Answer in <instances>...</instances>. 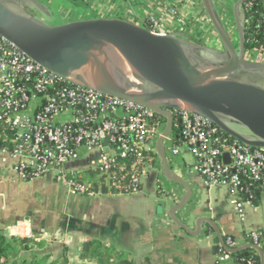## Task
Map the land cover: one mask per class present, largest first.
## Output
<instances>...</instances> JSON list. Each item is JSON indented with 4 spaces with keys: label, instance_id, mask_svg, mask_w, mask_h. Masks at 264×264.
Returning a JSON list of instances; mask_svg holds the SVG:
<instances>
[{
    "label": "crops",
    "instance_id": "1",
    "mask_svg": "<svg viewBox=\"0 0 264 264\" xmlns=\"http://www.w3.org/2000/svg\"><path fill=\"white\" fill-rule=\"evenodd\" d=\"M34 1L37 4L26 15L49 26L95 17L123 19L146 26L152 14H162L170 4L176 3L179 15L167 16L160 22L161 32L206 48L209 47L203 39L217 38L201 0H79L84 11L77 14L68 8L69 0H63L69 13L62 14L51 1ZM239 1L213 0V3L218 13L225 16L233 13ZM241 11L242 7L240 17ZM107 151V148H97L84 152L79 161L66 167L83 182L84 176L93 178L88 182L94 187L93 196L69 192L53 175L23 180L13 171L0 170V235L7 239L30 238L37 244L33 249L19 250L12 260L47 258L52 261L66 251L70 264H81L83 241L95 239L106 248L130 256L134 264H242L230 256L223 258L220 249L216 251L218 238L207 225L199 236H190L170 220L174 196L169 190L184 195L185 189L167 181L159 158L147 167L139 192L113 194L102 186L108 190L103 193L94 174H97L100 156ZM166 153L172 172L193 189L192 200L178 213L189 228L195 230L199 218H209L217 224L223 238L234 241L235 248L255 245L248 235L254 231L264 233V193L258 202L244 201L240 211L232 205L227 186L204 180L188 151L173 157L166 148ZM258 246L264 253L263 246Z\"/></svg>",
    "mask_w": 264,
    "mask_h": 264
},
{
    "label": "built area",
    "instance_id": "2",
    "mask_svg": "<svg viewBox=\"0 0 264 264\" xmlns=\"http://www.w3.org/2000/svg\"><path fill=\"white\" fill-rule=\"evenodd\" d=\"M248 6H241L242 23ZM178 15V5L170 4L164 13L152 14L144 27L167 34L161 32L160 22ZM224 17L228 30H235L229 25V14ZM247 57L264 63V47L248 51ZM173 115L179 137L176 141L172 130L165 139L171 156L188 151L204 180L227 186L232 205L240 211L244 201L255 199L242 179L259 183L264 193V149L230 139L197 113L174 111ZM161 118L142 105L67 82L0 36V170L13 171L23 180L53 175L69 192L93 196L92 184L79 180L66 167L79 161L84 152L107 148L97 164L100 189L133 194L139 192L146 169L152 165L148 156L156 153L166 125ZM225 154L230 155V163L224 161ZM169 194L174 196L173 205L183 197L174 190ZM248 238L264 248L261 231L251 232ZM227 243L235 247L232 239Z\"/></svg>",
    "mask_w": 264,
    "mask_h": 264
},
{
    "label": "water",
    "instance_id": "3",
    "mask_svg": "<svg viewBox=\"0 0 264 264\" xmlns=\"http://www.w3.org/2000/svg\"><path fill=\"white\" fill-rule=\"evenodd\" d=\"M201 1L217 36L214 49L176 35L155 34L123 19L84 18L49 26L18 13L4 0H0V36L73 85L142 105L165 118L156 153L167 181L185 189L169 210L170 220L190 236H199L207 225L226 253L253 248L264 264L258 245L229 248L212 219L199 218L196 229L191 230L178 215L192 200L193 189L172 172L167 160L165 139L174 127V111L202 115L228 137L247 147L264 149V87L234 77L238 72L264 74V63L247 58L239 14L244 1L233 10L238 47L213 0ZM224 161L230 163L229 154ZM158 210L162 213V206Z\"/></svg>",
    "mask_w": 264,
    "mask_h": 264
},
{
    "label": "trees",
    "instance_id": "4",
    "mask_svg": "<svg viewBox=\"0 0 264 264\" xmlns=\"http://www.w3.org/2000/svg\"><path fill=\"white\" fill-rule=\"evenodd\" d=\"M243 6L249 5L247 11L244 13L243 32L245 37V46L247 51L253 49H260L264 47V0H243ZM245 20H248L246 23ZM262 78L264 74H259ZM162 122L166 123L165 118H161ZM173 137L177 141L179 137V131L176 127L173 128ZM228 138L227 136H225ZM231 139V138H230ZM150 164H154L158 160L157 153L148 156ZM264 175V174H263ZM242 184L248 186L252 191L255 199L254 202L260 200L262 191L259 183L247 181L242 179ZM142 186L139 187V191ZM103 193L107 192V189H102ZM113 194H120L119 189L112 190ZM229 237L224 238V242L227 247L232 246L228 244ZM231 239V238H230ZM218 249L221 253H226L221 245L220 241L216 240ZM37 244L30 238H16L12 237L7 239L5 236L0 235V264H70L67 258V252L65 251L63 256L52 261L46 259L28 261L25 259L12 260L14 254L19 250L26 251L33 249ZM235 248V247H234ZM228 256L236 259L242 264H260V258L256 250L253 248L245 249L236 254H228ZM81 264H134L133 259L130 256L120 254L116 249L106 248L101 241L95 239H86L83 241L80 256ZM48 261V262H47Z\"/></svg>",
    "mask_w": 264,
    "mask_h": 264
},
{
    "label": "rangeland",
    "instance_id": "5",
    "mask_svg": "<svg viewBox=\"0 0 264 264\" xmlns=\"http://www.w3.org/2000/svg\"><path fill=\"white\" fill-rule=\"evenodd\" d=\"M21 1V2H20ZM41 1H45V2H48V1H51L52 4L54 5V7L57 9V11L61 12L62 13H69V9H73V11H76V14L77 12H83L84 10L82 8H80L81 5H79L81 2L78 0V1H72V0H69L70 2V6L66 9V6L64 5V1L63 0H41ZM68 2V1H66ZM37 3L34 1V0H12V3L10 4V7L12 9H14L15 11H17L18 13H22V14H26L27 13V10L29 9H33L35 7ZM56 9H54L56 11ZM229 14V18H230V21H229V25H232V26H235V20H234V17H233V14L231 12L228 13ZM220 17L222 18V21L226 22L225 20V17L223 16V14L221 13L220 14ZM229 31H232V36H233V39H234V42L236 44V46L238 47V40H237V33H236V30L234 29H229ZM203 41H205V44L206 46H208L209 48H217V45H218V42H217V38L216 39H211V40H208V39H203ZM248 58V57H247ZM252 60V58H250ZM248 58V60H250ZM252 61H256V62H261L262 60H252ZM241 75H234L235 78L237 79H240L244 82H248V83H252V84H255V85H258V86H261V87H264V76L259 77L258 75H253L251 77H249L250 75H244L243 73H239ZM166 148L170 149V145L169 144H166ZM78 177V175H77ZM94 177H95V180L97 183H100V179H99V175L98 174H94ZM93 178H90V176H84V182L87 184L88 182L92 181Z\"/></svg>",
    "mask_w": 264,
    "mask_h": 264
},
{
    "label": "flooded vegetation",
    "instance_id": "6",
    "mask_svg": "<svg viewBox=\"0 0 264 264\" xmlns=\"http://www.w3.org/2000/svg\"><path fill=\"white\" fill-rule=\"evenodd\" d=\"M5 1V3L6 4H8V6H10V4L12 3V0H4ZM21 2V1H20ZM241 75V74H239V72L238 73H235L234 75ZM244 75H250L249 77H251V76H253V74H245V73H243ZM145 87L147 88V89H149L150 88V86H148V85H145Z\"/></svg>",
    "mask_w": 264,
    "mask_h": 264
}]
</instances>
